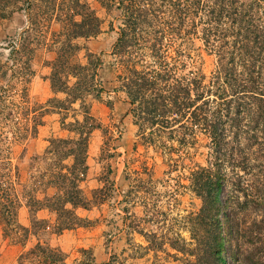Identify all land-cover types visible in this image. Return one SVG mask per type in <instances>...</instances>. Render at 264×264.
<instances>
[{
	"label": "trees",
	"instance_id": "16d2710c",
	"mask_svg": "<svg viewBox=\"0 0 264 264\" xmlns=\"http://www.w3.org/2000/svg\"><path fill=\"white\" fill-rule=\"evenodd\" d=\"M95 1L117 36L110 52L117 73L113 92L129 105L133 152L152 149L166 168L154 181L145 166L126 175L125 164L129 190L119 204L125 205L128 230L143 237L146 250L173 251L166 254L183 264H264V0ZM15 15L22 25L0 61V223L21 246L30 236L38 238L19 264L28 256L31 264H64L63 252L45 237L91 227L94 222L77 210L101 207L116 190L111 166L90 196L81 187L91 134H105L87 101L101 99L103 61L76 42L96 38L104 20L88 0H0V22ZM195 42L214 58L209 75L202 72ZM42 48L54 53L45 63L50 90L65 96L44 105L30 93ZM81 51L84 64L77 60ZM49 113L59 116L68 136L49 139L42 155L32 158L29 187L19 181L18 164ZM199 138L206 140L207 159L191 168L189 151ZM15 145L23 146L18 159L12 157ZM157 186L164 192L158 194ZM181 189L200 207L171 217L170 201ZM21 206L29 227L18 223ZM42 209L52 223L36 218Z\"/></svg>",
	"mask_w": 264,
	"mask_h": 264
},
{
	"label": "rangeland",
	"instance_id": "374dc122",
	"mask_svg": "<svg viewBox=\"0 0 264 264\" xmlns=\"http://www.w3.org/2000/svg\"><path fill=\"white\" fill-rule=\"evenodd\" d=\"M91 6L97 11V15L104 20V25L101 34L96 38L90 39L87 42L84 40H78L76 42L80 47H87L90 52L100 55L103 61V66L98 72V77L101 81L103 93L101 99L98 101L88 99L90 103V112L102 125L105 134L101 131H94L91 134L89 140V172L86 180L81 185L84 192L90 196L92 190L99 187L98 179L101 174L106 171L108 166H111L114 170L115 180V192L110 202L91 209L87 213H81V217H86L94 224H98L104 227L103 238L105 244L111 242L113 237L119 236L118 230L122 226L120 218L123 216L121 209L125 207L124 204H119L121 201V195L125 194L129 190V183L125 178V164L126 175L133 176L135 171L141 172L143 168L147 167L151 171V176L154 181H160L164 176L165 166L162 163L160 155L153 152L152 149L145 150L142 146H138L136 152H133V145L136 142V127L133 125V121L130 115H128L129 105L126 103L125 97L122 94H115L113 89L115 88V76L117 75L116 69L113 66V60L110 58V52L116 42L117 36L114 32L109 31L108 23L111 20L105 14L95 0H88ZM22 20L19 16L15 15L11 21L0 22V61H5L8 51L5 50V43L9 39H13L20 30ZM45 49V50H44ZM195 52L202 57L201 69L205 75H209L214 68V58L207 55L201 47L199 42H195ZM84 51H81L77 55V60L81 64L85 63ZM52 55L48 54L46 48H42L38 51L33 63L35 71V77L30 87L31 97L36 103L44 105L46 101L52 97L50 95V85L48 77L50 75V69H46L45 63L51 58ZM59 97V98H58ZM57 99L64 100L65 96L58 95ZM56 98V97H55ZM77 108V105L74 106ZM80 118V115H78ZM71 121V118L68 119ZM44 127L41 128L36 138L30 140L25 145V151L23 159L18 164L19 181L25 185L31 186L30 177V165L31 160L35 156L42 155L43 151L47 147V143L51 138H63L61 133L60 118L58 115H50L44 122ZM55 136V137H53ZM66 136V135H65ZM66 138V137H65ZM23 146L15 145L12 150V157L18 159L22 153ZM190 162L189 167H193L194 164L204 165L207 159L206 140L199 138L197 146L189 151ZM16 163V160H13ZM175 174L174 176H176ZM184 180V179H183ZM181 180L183 185H186V181ZM17 189H20L17 186ZM158 194L164 192L162 186H157L155 189ZM51 194V191H48ZM39 198L41 194L37 195ZM171 211L169 215L172 216H186L189 213L196 212L200 207V202L197 200L187 189H181L177 193L175 199L170 201ZM128 207V206H127ZM135 211L141 215L142 208L137 205ZM21 220H29V213L24 216L19 215ZM181 235L184 239L188 240L189 234L185 231H181ZM52 246L57 244V240L54 237H45ZM42 238L41 240H44ZM18 237L15 235L5 236L3 233V225L0 223V252L1 259L0 264H19V257L21 254H25L34 245V241L31 238L26 242V246H31L27 250L23 251V247L17 243ZM121 240V239H120ZM25 246V247H26ZM24 247V248H25ZM168 254H173V251L167 250V252L159 253V261L157 264H183L180 258L169 257ZM130 255H127V259ZM180 257V256H178ZM179 259V260H178ZM91 258L84 256L80 264H90ZM23 264H31L32 257L28 256L22 260Z\"/></svg>",
	"mask_w": 264,
	"mask_h": 264
},
{
	"label": "crops",
	"instance_id": "0c3cea01",
	"mask_svg": "<svg viewBox=\"0 0 264 264\" xmlns=\"http://www.w3.org/2000/svg\"><path fill=\"white\" fill-rule=\"evenodd\" d=\"M48 54L52 55V57L49 58V60L47 61L50 62L54 59V53L48 52ZM46 69H50V68L46 66ZM49 93H50V95H48L49 97L57 98L58 95L64 96L62 93L53 94L51 90L49 91ZM50 115H55V114L52 113L47 114L43 119L44 122L47 117H50ZM43 125L38 128V131L44 127ZM60 130L61 133H63V138L68 136L67 131L62 129ZM45 143L48 144V142ZM67 163L70 164L71 161L68 160ZM87 165L89 172V166H90L89 157H87ZM26 213L28 214V210L25 206H21L18 209L17 220L18 223L23 227H29L30 224L29 220H24V219L21 220V218L20 219L18 218L19 215L24 216V214ZM77 213L80 216L81 213L86 214L87 211L78 209ZM36 218L40 220H47L51 223L53 222V216L45 209L39 210L36 213ZM118 218H120L122 223V226L118 230L119 236L113 237L111 242H108L106 244L103 238L104 227L98 225L97 223L93 224L91 227L65 230L63 231L62 234L58 236L55 235L51 236L56 238L57 240V244L55 246H52L48 240L47 243L51 247L57 248L61 252H63L64 264H80L84 256H89L91 258L89 262L90 264H157L158 262H160L159 261L160 257L158 255L161 252L154 253L153 251L146 250L147 243L144 241L143 237H141L136 233H132L131 231L128 230L127 228L128 222L124 220V216L121 217L118 216ZM31 238L33 239L35 245L38 241V238L36 236H30L28 240H30ZM25 246L26 243L24 246H22L23 251L27 250V248L29 247L31 248V246L28 245L26 247ZM127 255L130 256L127 259H125ZM1 256L0 259L2 258Z\"/></svg>",
	"mask_w": 264,
	"mask_h": 264
}]
</instances>
